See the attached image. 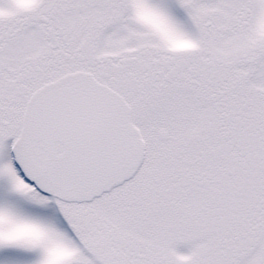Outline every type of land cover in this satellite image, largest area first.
Wrapping results in <instances>:
<instances>
[{"label":"snow or ice","instance_id":"obj_1","mask_svg":"<svg viewBox=\"0 0 264 264\" xmlns=\"http://www.w3.org/2000/svg\"><path fill=\"white\" fill-rule=\"evenodd\" d=\"M0 264H264V0H0Z\"/></svg>","mask_w":264,"mask_h":264}]
</instances>
